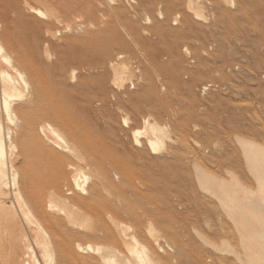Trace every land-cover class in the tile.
Here are the masks:
<instances>
[{"label": "bare ground", "instance_id": "6f19581e", "mask_svg": "<svg viewBox=\"0 0 264 264\" xmlns=\"http://www.w3.org/2000/svg\"><path fill=\"white\" fill-rule=\"evenodd\" d=\"M183 1L185 9L177 0L164 1L166 12H157L163 20L155 19L157 34L183 38L188 33H206L230 14L223 10L222 1L233 3ZM18 2L0 0V264H207L205 254L211 255L213 264H264V144L239 139L256 189L245 186L220 149V157L216 151L208 157L202 149L191 151L190 156L181 153L179 140L168 126L148 113L161 118L171 114L156 79L147 70L141 77L144 82L137 80L123 55L133 47L113 34L97 36L95 47L88 46L92 36L71 40L59 53H72L73 62L80 66L90 64L94 53L101 51L102 62L111 60L110 85L143 127L133 130L131 147L117 134L79 132L70 118H63L70 115L63 102L75 99L67 90L69 82L62 79L63 65H47L48 74L44 72L45 59L53 55L48 44L42 47V32L47 28L52 37L58 35L60 31L49 28L62 23L61 11L96 19L98 10L88 0H25L24 9ZM114 4L112 16L124 20L122 1ZM142 4L152 8L146 0ZM250 4L260 12L264 0H238L236 13ZM208 5L213 23L205 15ZM168 10L172 24L180 22L181 29L169 24ZM234 20L228 22L235 26ZM113 29L110 22L107 30ZM131 30L140 39L139 30L133 25ZM178 46L171 40L166 50L175 57ZM114 49L120 53L112 58ZM185 52L190 54L188 47ZM202 61L195 76L205 79L211 73ZM77 79L83 82L81 73L72 69L68 80ZM167 83L170 90L177 85ZM90 85L85 81L80 89ZM99 88L107 89L106 82L102 80ZM206 89L204 85L202 90ZM51 116L62 128L49 120ZM194 117L188 113L173 121L174 132H185ZM123 123L130 127L133 122L127 115ZM120 149L126 154L133 150L141 162L128 167L113 159L123 179L116 183L106 177L105 181L101 156H115ZM71 157L86 167L71 164ZM86 158L99 172L90 168ZM209 163L228 177L212 172ZM133 200L141 201V207H133ZM200 215L207 231L198 222ZM82 239L97 243L83 245Z\"/></svg>", "mask_w": 264, "mask_h": 264}, {"label": "rangeland", "instance_id": "374dc122", "mask_svg": "<svg viewBox=\"0 0 264 264\" xmlns=\"http://www.w3.org/2000/svg\"><path fill=\"white\" fill-rule=\"evenodd\" d=\"M23 1L25 2V0L18 2L21 9H24ZM88 1L98 10L96 19H90L82 12L74 14L70 11H61L62 23L49 28L51 32L60 31L58 35L52 37L47 28L42 32L44 37L42 47L48 44L46 47L51 49L53 55L50 59H45L47 63L44 72L48 74L47 65H63L65 73L62 79L69 82L67 90L75 96L73 101L63 102V107L70 112L68 117L63 118H70L72 124L83 134L91 136L117 134L126 146H132L133 130L140 129L143 125L134 121L132 111L121 104L118 93L110 85L111 60L102 62L99 59L101 55L99 51V54L94 53L90 64L84 63L79 66L73 62L72 53H59L66 50L71 40H82L92 36L88 46L95 47L97 36L105 38L113 34L133 47L131 52L126 51L123 55L126 56L134 74L139 76L137 80L144 82L141 77L142 74L146 76L147 70L156 79L160 95L168 101L171 114L161 118L150 111L148 113L158 124L168 126L171 134L179 140L177 146L179 151L190 156L191 151L202 149L208 157H212L211 151H216L217 157H220V150H222L227 154V165L238 172V178L246 187L256 189V182L248 171L239 139L264 144V6L260 12H256L254 5L250 4L236 13L238 0H232L233 3L230 4L234 6L222 1L223 10H228L230 14L224 16L225 19L218 27H209L203 34L188 33L183 35V38H178V35L171 37L170 34L162 37L155 32V19L163 20L158 18L157 12H166L165 0H146L152 4V8L143 6L142 0H121L124 5V20L112 16V8L116 6L114 3L118 0ZM177 1L185 9V2ZM207 1L209 4L210 0ZM168 12H170L169 24L173 28L181 29L180 22L177 25L172 24L173 14L170 10ZM205 12L208 22L213 23L215 19L212 6L208 5ZM147 17L151 19L150 22L145 21ZM232 18L235 19L233 21V23L236 22L235 26L228 22ZM110 22L114 26L111 33L107 30ZM202 24L208 26L207 22ZM132 25L139 30L140 39L134 37ZM67 27L70 30H67ZM171 40L179 45L175 57L166 50L167 43ZM185 47H188L190 54L185 52ZM119 53L118 49H114L112 58ZM202 60L206 61L211 73L205 79L195 76ZM72 69L81 73L83 82L78 79L68 80ZM54 78L57 76L54 75ZM102 80L107 85L104 91L99 88ZM85 81L91 82L90 87L80 89V85ZM167 81L175 82L177 85L172 86L170 90ZM204 85H207L209 89L202 90ZM135 89L130 87L131 91H136ZM188 113L195 117L190 120L187 130L175 133L173 121H179ZM127 115L133 122L130 127H126L123 123ZM49 120L62 128L54 116L49 117ZM228 152H232L233 156L230 157ZM155 157L158 156L155 155ZM101 158L105 168L104 176L101 175V177L105 181L108 180L106 177H109L116 183L122 181L123 175L113 166V159L122 161L128 167L141 162L133 150L126 154L120 149L115 156L103 154ZM70 162L86 167V164L77 158L71 157ZM88 162L92 170L99 172L90 159ZM207 166L219 176L228 177L224 172L215 169L214 164L209 163ZM132 202L135 208L142 205L141 201L133 200ZM212 219L220 228L217 216L213 215ZM198 222L204 225L205 221L201 215ZM202 228L207 231L205 225ZM191 236L201 245L196 232L192 231ZM80 243L96 244L97 241L82 239ZM204 258L207 264H213L211 255L205 254Z\"/></svg>", "mask_w": 264, "mask_h": 264}]
</instances>
